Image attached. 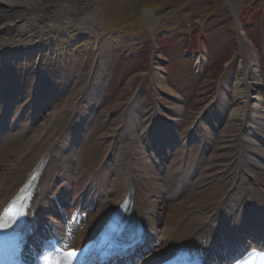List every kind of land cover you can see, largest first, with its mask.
<instances>
[{
	"label": "bare ground",
	"instance_id": "obj_1",
	"mask_svg": "<svg viewBox=\"0 0 264 264\" xmlns=\"http://www.w3.org/2000/svg\"><path fill=\"white\" fill-rule=\"evenodd\" d=\"M91 4L92 0H0V60L38 55L44 48L41 44L44 40H58L71 30L78 31V36L89 31L99 40L101 21L86 12ZM73 22H77L78 29L74 28ZM241 42L242 75L233 77L234 90L231 91L229 84L224 85L218 95V105L200 112L196 120L205 139L202 149L210 163L216 161L218 155L208 144L211 132L207 123L222 128L220 149L227 147L228 138H232L237 129L241 134L238 159L243 164L239 172L247 173L252 185L246 191L251 197L252 211L242 220L236 217L241 197H231L241 175H233L232 179L236 181L231 183L226 179V173L215 177L201 161L189 160L186 148L172 152L177 137L170 130L178 131L184 108L181 96L168 86L161 62H158L151 70L155 78L157 110L164 108L159 102L160 96L170 98L172 105L166 109L169 118L176 123L162 119L163 130L158 134L150 130L156 128V118L160 117L157 112L147 116L144 127L134 113L128 120L126 111L122 112V121L109 135L108 155L114 160L111 175H103L100 169L91 173L60 174L63 162L74 154L80 142L84 118L102 88L104 75L98 74L62 105L49 107L37 117L34 131L21 145L0 147V221L3 222L1 216L10 208L9 204H15L22 194L24 184L30 182L25 232L31 215L37 214L38 218L44 215L40 219L59 223V215L64 216V211L69 213L77 199L91 205V210L73 225V234L66 241L69 245H78L91 237L113 208L129 194L131 212L146 231L148 247L153 246L152 242L157 243L141 264L147 260L170 262L183 256L194 257L199 262L203 256L213 260L215 252L208 240L213 235L229 230H236L240 236L251 229L262 231L255 225L254 217L257 209L264 216V192L258 187L252 171L264 167V92L256 55H250L249 43L242 36ZM205 58L200 54L198 61ZM230 92L235 101L229 110ZM0 98L4 100L5 96ZM14 101L15 96L6 103L4 111L0 110V117L8 114L10 103ZM20 116V111L9 114L8 127L15 125ZM191 123L187 124V129ZM5 129L0 133V142L8 141ZM19 130L22 127L19 126ZM181 143L185 145L182 140ZM35 169L40 170V174L30 180V173ZM57 180L62 183L60 190L53 189ZM108 180L112 181L111 190L106 189ZM56 201L61 202L59 212L55 208ZM223 240L228 242L230 239ZM217 244L218 241L212 247Z\"/></svg>",
	"mask_w": 264,
	"mask_h": 264
},
{
	"label": "rangeland",
	"instance_id": "obj_2",
	"mask_svg": "<svg viewBox=\"0 0 264 264\" xmlns=\"http://www.w3.org/2000/svg\"><path fill=\"white\" fill-rule=\"evenodd\" d=\"M86 12L101 21L97 44L93 33L86 31L84 36H78V31L71 30L58 40L46 39L41 43L44 48H51L50 60L54 64L46 56L43 61L28 56L26 66L19 59L5 62L15 83L20 84L27 73L25 102L31 97L28 93L35 85L36 70L40 69L39 82L47 93L39 101L52 108L62 105L98 74L104 75L95 106L85 117L81 144L74 151L80 171L94 172L104 164L105 175H111L113 166L109 158L105 162V157L111 143L109 135L122 121V112L126 111L128 120L134 113L142 127L146 116L156 112L171 120L166 109L172 105L170 98L160 96L159 102L165 109L157 110L155 78L150 71L152 63L161 62L168 86L182 98L184 111L178 134L180 139H188V159L200 160L215 177L226 173V179L236 181L232 178L241 167L239 130L228 138L227 147L220 149L222 128L208 125L210 143L218 155L210 163L208 155L202 154L203 138L196 118L206 109L221 74L226 81L241 77V36L249 43L250 55H256L264 92V0H96ZM73 26L78 29L77 22ZM203 49L208 55L205 77L194 80L191 61L185 54ZM56 56L60 62L53 61ZM22 103H16V107ZM230 104L231 108L232 96ZM156 122L159 123L158 118ZM189 122L192 123L187 129ZM22 123L26 132L14 134L2 149L21 145L31 135L35 126ZM252 174L264 192V167L254 168ZM250 183L247 175L235 182L231 197H241L239 206L251 200L246 193ZM108 185L107 190H111V180Z\"/></svg>",
	"mask_w": 264,
	"mask_h": 264
},
{
	"label": "snow or ice",
	"instance_id": "obj_3",
	"mask_svg": "<svg viewBox=\"0 0 264 264\" xmlns=\"http://www.w3.org/2000/svg\"><path fill=\"white\" fill-rule=\"evenodd\" d=\"M3 222L2 221H0V228H3ZM68 255H70V256H74L75 255V252L73 251V252H69L68 253Z\"/></svg>",
	"mask_w": 264,
	"mask_h": 264
}]
</instances>
